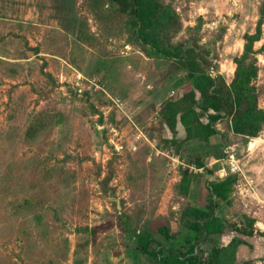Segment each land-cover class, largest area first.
I'll use <instances>...</instances> for the list:
<instances>
[{"label": "rangeland", "instance_id": "rangeland-1", "mask_svg": "<svg viewBox=\"0 0 264 264\" xmlns=\"http://www.w3.org/2000/svg\"><path fill=\"white\" fill-rule=\"evenodd\" d=\"M263 1L160 0L178 17L172 44L195 48L227 83ZM127 21L109 0H0V264H151L130 234L167 224L180 238L184 209L205 199L208 172L188 165L205 142L170 141L162 117L191 84L131 42ZM263 43L264 22L249 58L262 108ZM233 134L221 143L240 169L222 215L264 251V125ZM186 167L184 194L174 185ZM249 249L239 264H264Z\"/></svg>", "mask_w": 264, "mask_h": 264}, {"label": "trees", "instance_id": "trees-1", "mask_svg": "<svg viewBox=\"0 0 264 264\" xmlns=\"http://www.w3.org/2000/svg\"><path fill=\"white\" fill-rule=\"evenodd\" d=\"M109 3L128 15L127 29L131 42L139 44L149 57L166 60L170 63V71L182 70L179 84H191L190 89L178 99L165 102L163 123L171 131L170 141L174 143L190 139L205 142L208 149L189 156L188 164L202 167L208 175L213 174L205 157L222 158L226 153L225 144H212L210 138L220 134L224 141L228 139L227 131L220 130L218 123L229 120L233 132L243 135H255L264 125V108L258 104L257 87L253 84L258 75V65L255 59H249L254 53V43L262 36L264 1L260 6L256 31L247 35L244 53L234 58L236 69L230 83L219 72L213 74L208 61L195 48L183 42L172 44L169 38L178 28V17L169 5L160 0H109ZM260 49L264 51V43ZM179 104L187 106L172 116L173 107ZM178 122L185 130L181 140L176 136ZM193 176L194 172L186 167L174 190L189 193ZM236 179L235 173L223 178L206 177V203L204 206L193 203L184 209L181 228L184 233L180 238L167 224L158 226L156 231L149 228L134 230L130 234L134 256H145L151 264H236L238 248L246 240L233 236L223 244L221 235L230 229L250 234L253 229L234 228L228 220L216 214L221 203L230 201ZM253 222L250 219L248 224L253 226Z\"/></svg>", "mask_w": 264, "mask_h": 264}, {"label": "crops", "instance_id": "crops-1", "mask_svg": "<svg viewBox=\"0 0 264 264\" xmlns=\"http://www.w3.org/2000/svg\"><path fill=\"white\" fill-rule=\"evenodd\" d=\"M224 121H227V122H226L227 125H226L225 127L222 128V126L225 125V124H223L224 122H220V123H218L217 126H218V128H219L220 130H222V131H227V133H228V138L230 139V138L233 137V135H234L233 133H234V132H233V130H232V127H231L230 121H229V120H224ZM221 141H222V137H221L220 134H215V135L211 136V138H210V142L213 143V144H215V143H221ZM209 157H210V156H209ZM228 158H229V157H227V158H225V157H222V158H214V157H210V158L208 159V161L206 162V165H207L210 169H212V170L214 171L213 174H215V176H213V174H211V175H208V174H207L206 176H207V177L209 176V179H214V178H218V177L223 178V177L227 176V175L230 174V173H235L234 171L231 170V168L229 167V165H227L226 168H225L227 174L224 175V176L221 175V170H222V168L225 167V166H224V165H225V160H227ZM236 161H237V160H236ZM215 163H216V164L219 163V167H218V168H217V166H214ZM188 165H189V164H188ZM192 165H193V164H192ZM201 168H202V167H201ZM197 169H199V168H197ZM217 176H218V177H217ZM205 189H207V188L205 187ZM204 196H205V195H204ZM205 203H206V201H205V199L203 198V196H202V199L198 200V202H197V204H198V205H201V206H204ZM225 207H226V205H224V203H221V204L219 205V207L216 209V214L219 215V216H222V217L224 218V216L222 215V212L224 213ZM156 230H157V229H156ZM233 231H234V229L227 230L226 232H224V233L221 235V239H222L223 244L227 243V242H228L233 236H239V237H241V238H243V239L246 240V243L241 244V245L239 246V248H238L236 264H239V263H240V261H241V259H242V255L245 256V254L247 253V251H246L245 249H249V246H251V244H253V246H254V250L251 251V250L249 249V251H250L251 254H252L253 251H254L256 254H258V257H259V252H260V250H261L262 252H264L263 249L261 248V246H260L259 244H257V243L254 242V241L248 240V239L246 238V236L239 235L238 232H237V233H233Z\"/></svg>", "mask_w": 264, "mask_h": 264}, {"label": "built area", "instance_id": "built-area-1", "mask_svg": "<svg viewBox=\"0 0 264 264\" xmlns=\"http://www.w3.org/2000/svg\"><path fill=\"white\" fill-rule=\"evenodd\" d=\"M177 159L180 161L181 164H184V162L180 160L179 156ZM225 163L229 165L232 171H238L240 169L238 162L233 158H228L227 160H225ZM190 167H192V169H197V167H195L194 165H190ZM226 174H227L226 169L222 168L221 175L224 176Z\"/></svg>", "mask_w": 264, "mask_h": 264}]
</instances>
